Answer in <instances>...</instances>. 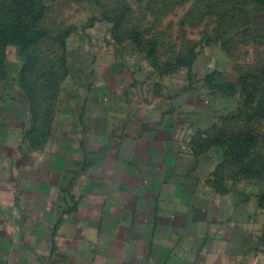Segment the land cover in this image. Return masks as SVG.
Segmentation results:
<instances>
[{
  "label": "crops",
  "instance_id": "1",
  "mask_svg": "<svg viewBox=\"0 0 264 264\" xmlns=\"http://www.w3.org/2000/svg\"><path fill=\"white\" fill-rule=\"evenodd\" d=\"M66 64L38 106L0 108V263L264 264V202L193 152L206 97Z\"/></svg>",
  "mask_w": 264,
  "mask_h": 264
},
{
  "label": "rangeland",
  "instance_id": "2",
  "mask_svg": "<svg viewBox=\"0 0 264 264\" xmlns=\"http://www.w3.org/2000/svg\"><path fill=\"white\" fill-rule=\"evenodd\" d=\"M86 58L130 63L144 94L204 95L194 154L264 202V0H0V108L38 106Z\"/></svg>",
  "mask_w": 264,
  "mask_h": 264
},
{
  "label": "built area",
  "instance_id": "3",
  "mask_svg": "<svg viewBox=\"0 0 264 264\" xmlns=\"http://www.w3.org/2000/svg\"><path fill=\"white\" fill-rule=\"evenodd\" d=\"M0 264H2V263H0Z\"/></svg>",
  "mask_w": 264,
  "mask_h": 264
}]
</instances>
